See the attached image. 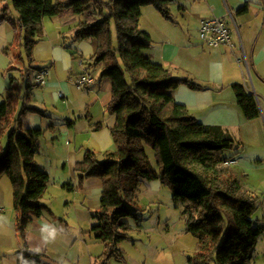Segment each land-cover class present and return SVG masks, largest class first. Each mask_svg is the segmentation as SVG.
<instances>
[{"label":"trees","instance_id":"16d2710c","mask_svg":"<svg viewBox=\"0 0 264 264\" xmlns=\"http://www.w3.org/2000/svg\"><path fill=\"white\" fill-rule=\"evenodd\" d=\"M171 1L11 0L18 17L10 16L3 8L0 21H7L16 32L17 60L24 59L23 51L28 61L32 60L45 18L64 11L85 16L76 28V40L97 42L88 64L100 67L101 76L111 81L112 98L107 110L116 117L111 129L115 148L103 159L88 150L77 162L75 173L79 182L91 177L102 182L101 204L94 213L96 224L89 233L105 247L99 256L103 263L114 257L124 259L119 244L131 239L132 229L125 219L132 218L137 226L141 225V184L160 180L170 187L176 200L184 203L186 231L197 240L188 259L190 264H251L264 233V221L254 220L259 196L231 163L238 154V142L221 126L198 121L171 93L182 84L193 89H205L206 85L175 77L148 53L152 38L140 26L142 8L153 5L165 18L172 19ZM247 10L245 4L238 11ZM232 88L245 117H258L255 95L241 83ZM14 89L12 77L8 94L0 104V178L7 175L12 183L16 232L24 241L33 217L48 209L43 197L50 175L36 165L43 130L24 131L22 124L27 112L45 113L22 106L17 116H11L12 101L17 97L12 93ZM5 134L8 141L4 148L1 139ZM227 150L233 154H226ZM41 255L19 251L18 264H46L39 259Z\"/></svg>","mask_w":264,"mask_h":264},{"label":"crops","instance_id":"0c3cea01","mask_svg":"<svg viewBox=\"0 0 264 264\" xmlns=\"http://www.w3.org/2000/svg\"><path fill=\"white\" fill-rule=\"evenodd\" d=\"M203 2L207 3V8H202V14L195 22L198 36L202 20L224 18L233 31V48L210 47L185 34L153 25L151 30L143 29L152 38L148 53L153 60L169 68L175 77L188 78L207 86L205 89H193L182 84L171 93L177 102L187 106L198 121L219 125L237 140L239 151L232 166L253 190L254 186H258L260 175H264V0L200 1ZM7 3V0H0V11L6 8L10 16L17 18L18 13L13 14ZM245 4H248V10L239 13L238 10ZM180 9L181 14H184V6L181 5ZM171 14L172 19L161 15L178 25ZM84 19V15H76L71 11L46 17L41 39L35 45L32 60L28 63L15 58L19 52L14 45L16 32L7 21H0V104L8 94L13 77L15 89L12 93L17 97L12 101L11 116H17L21 103L45 113L38 115L27 112L25 115H37L32 116L37 123L27 127V130H43L39 137L36 165L50 175L48 189L43 197L48 209L41 216L33 217L24 241L16 232L17 215L12 186L10 184L11 193H8L7 180L4 182V175L0 178V264H18L19 251L43 253L39 259L46 264H142L141 260L136 263L127 256L125 249L120 246L123 241L119 244L123 260L114 257L103 263L99 259L105 247L89 230L96 224L94 213L101 204L102 182L97 177H91L79 182V186L77 184L79 180L75 166L85 158L88 150L100 157L115 148L111 129L116 117L107 110L112 98L111 81L101 76V68L79 62L80 58H91L97 48L94 39L74 38L79 22ZM153 42L158 46L153 45ZM22 54L24 57V51ZM13 67L15 69H11ZM41 68H47L48 75L44 84L37 85L36 78ZM85 73L92 75L93 83L83 88L77 86V89L76 79ZM235 83L244 84L255 95L260 108L258 117H245L232 88ZM25 117L22 118L23 130ZM61 139L65 141L60 142ZM62 149L65 153H62ZM230 154L233 152L230 151ZM58 174L62 175L63 190L72 192L74 196L76 193L77 196L81 194L80 197L84 199L82 204L67 199L64 208L75 205L89 212L91 215L87 221L78 219L71 225L60 215L62 207H57L47 197L51 179ZM261 178L264 180V177ZM152 185L155 189L162 188L159 180H152ZM63 197L68 198L66 194ZM160 223L159 216L157 227ZM145 227L138 226L141 230ZM164 244H155L153 241L145 244L144 264H149V258L152 259L150 264H165L163 260L167 258L174 264H180L178 258L192 254L195 249H188L182 242L175 251L173 243Z\"/></svg>","mask_w":264,"mask_h":264},{"label":"rangeland","instance_id":"374dc122","mask_svg":"<svg viewBox=\"0 0 264 264\" xmlns=\"http://www.w3.org/2000/svg\"><path fill=\"white\" fill-rule=\"evenodd\" d=\"M200 1L201 0H179V2H177V0L171 1L170 10L174 15L175 20L179 23L178 25H174L172 22L165 19L153 5L144 6L142 8L140 26L142 29L151 30L154 27L153 25H157L160 28L163 27L166 30L173 31L174 33L185 34L186 36H188V38L191 37L192 39L201 41L198 36V28H196L195 22L196 18L200 17L199 15L202 14V8H204V10L207 8V3H200ZM7 2V4L9 5V9L12 11V13H17L16 9L12 5L11 0H7ZM181 5L182 7L184 6L185 9L184 14H181ZM153 43V45H156V42ZM84 59H86V57H84ZM89 59H87L86 61L84 60V62L88 64ZM24 60L26 61V63H28V58L26 54L24 55ZM76 60L78 61V59ZM75 87L78 89L77 85ZM25 88L26 82L23 85L24 90ZM22 106L23 103L20 104L19 112L22 110ZM38 115L43 114L38 113ZM25 116L26 115H24V117ZM32 116L37 115L29 114L24 118V131H27V127H29L30 125L37 123L36 118ZM7 137L8 134H5V136L1 139V143L4 148L7 146ZM63 141H65V139H61L60 142ZM61 151L62 153H65L64 149H62ZM229 152L230 150H227L225 153L229 154ZM150 154L153 163L156 164L154 153L151 151ZM103 157L104 156L100 155L99 158L103 159ZM61 177L62 175L58 174L57 177L51 179L50 192L48 193L47 197L52 200L53 204H57V207H62L61 210H59V213L60 215H62V217H65L71 223V225H74V223L78 219L87 221L89 216L91 215L89 212H84L82 209L75 207V205H71L67 208H64L66 203L64 201H67V199L77 200L79 204H82L84 199L83 197H80L81 194L77 196L78 193H76V196H74L72 192L68 190H63L61 186V181L63 180H61ZM261 177H264V175H260L258 186H254L255 189L252 188V191H254L259 196V206L256 212L253 214V218L255 221H264V180H262ZM3 178L4 182L5 180H7L8 185L6 188L8 190V193H11L10 184L12 186V183L9 177L7 175H4ZM159 182L162 185V188L160 189H155V187L152 185V181H144L140 187L141 193L138 200V204L141 210L140 212L143 213V220H141L140 224L146 226L145 229L141 230L140 228H138L137 223L134 219H125L132 226V229L130 230L131 239L123 241L120 246L125 249L127 256H129V258L135 261L136 263L141 260L142 264H144L145 255L143 249L147 247L145 246V244H148L150 241H153L155 244L173 243L174 247L172 248L175 251L180 248V243L182 242L186 244L185 247H188V249H190V247H196V238L186 231V223L183 214L184 203L174 198L168 185L163 184L160 180ZM77 184L79 186V181L77 182ZM63 194H66L68 198H64ZM159 216L161 218V223L160 226L157 227L156 224L159 222ZM154 226L156 227L154 229L148 228ZM191 255L192 254H186L185 256H181L180 258H178L179 261H181L180 264H190L188 262V258ZM151 261L152 259L149 258L148 263L150 264ZM163 261H166L165 264H174L172 261H170V259L168 260V258L167 260ZM251 264H264V233L259 238Z\"/></svg>","mask_w":264,"mask_h":264},{"label":"built area","instance_id":"2783aa9c","mask_svg":"<svg viewBox=\"0 0 264 264\" xmlns=\"http://www.w3.org/2000/svg\"><path fill=\"white\" fill-rule=\"evenodd\" d=\"M199 38L203 44L210 47L218 48L221 46H229L233 48L235 46L232 28L229 22L221 17H212L202 20L199 27ZM80 63L84 64L82 58L80 59ZM47 75L48 69H41L37 75L36 82L41 85L44 84ZM92 83L93 77L89 73L82 74L76 79V84L79 88L86 87ZM1 212L2 207L0 206V213Z\"/></svg>","mask_w":264,"mask_h":264},{"label":"water","instance_id":"95a60500","mask_svg":"<svg viewBox=\"0 0 264 264\" xmlns=\"http://www.w3.org/2000/svg\"><path fill=\"white\" fill-rule=\"evenodd\" d=\"M238 147H239V146H238V145H236V146H235V149H237Z\"/></svg>","mask_w":264,"mask_h":264}]
</instances>
